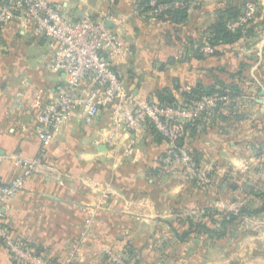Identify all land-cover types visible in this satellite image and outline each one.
I'll list each match as a JSON object with an SVG mask.
<instances>
[{"label":"crops","instance_id":"1","mask_svg":"<svg viewBox=\"0 0 264 264\" xmlns=\"http://www.w3.org/2000/svg\"><path fill=\"white\" fill-rule=\"evenodd\" d=\"M49 1L73 20L106 17L128 50L114 67L138 97L159 101L168 89L183 102L184 92L197 86L233 85L243 92L257 86L244 83L257 68L244 67L239 52L216 53L209 44H197L194 29L210 27L201 23L210 18L209 9L190 24L192 6L185 23H171L150 15L137 0ZM53 51L51 40L23 12L0 27V196L25 174L26 162L39 161L15 194L0 199V212L16 235L43 247L58 264H105L104 251L131 248L133 236L161 232V220L224 197L233 171H249L264 151V89L262 98L252 92L236 96L222 118L205 117L188 134L183 148L201 171L222 173L215 186L187 178L178 162L166 164L170 146L149 123L137 131L117 129L106 108L91 121L75 112L46 146L38 116L57 98L65 77L49 67ZM95 86L87 78L81 87L87 92ZM0 264H17L1 241Z\"/></svg>","mask_w":264,"mask_h":264},{"label":"built area","instance_id":"2","mask_svg":"<svg viewBox=\"0 0 264 264\" xmlns=\"http://www.w3.org/2000/svg\"><path fill=\"white\" fill-rule=\"evenodd\" d=\"M151 4H157V0H152ZM0 6V27L13 20L18 12H23L35 22L37 33L48 37L53 43L49 67L65 75L58 88L57 98L48 103L38 116L39 136L44 145L53 141L56 129L75 112L91 121L101 109L106 108L110 109L117 129L128 127L137 131L144 124L151 123L169 142L165 163H181L194 178L203 183L208 182V177L201 174L191 154L179 146L186 123L199 117L205 104L169 105L138 97L128 91L123 77L114 67L116 58L125 57L128 50L119 32L107 25L105 16L96 19L86 15L73 20L49 0H4ZM170 7L160 5L156 12ZM252 12L248 8L239 18L229 21L228 28L235 30L242 26ZM87 78L92 79L97 86L86 92L81 86ZM26 163L25 174L3 189L1 200L15 194L39 161ZM5 224L0 212V241L16 261L22 264H56L53 256L38 254Z\"/></svg>","mask_w":264,"mask_h":264},{"label":"rangeland","instance_id":"3","mask_svg":"<svg viewBox=\"0 0 264 264\" xmlns=\"http://www.w3.org/2000/svg\"><path fill=\"white\" fill-rule=\"evenodd\" d=\"M169 6H192L190 24L197 22L202 13L208 9L212 12L210 18L207 19L205 15L201 23L206 20L205 23L209 21L212 24L221 15V10L231 6H238L243 13L248 8L252 9V15L246 22L248 28L252 27L251 32L246 31L242 39L221 46L219 49L226 48L239 52L245 58L244 67L257 68L253 79L250 75L244 80L246 85L249 83L248 86L250 82H256L257 86L252 89L246 88L243 95L245 94L244 98H248L252 92L262 98L260 90L264 89V0H188L187 2L174 0ZM149 12L153 17L158 14L156 8ZM185 29L186 27H182V30ZM194 30H198V37L206 32L198 27ZM207 46L212 50L210 45ZM229 100L233 102V92L227 96L219 94L205 96L196 103H204V111L208 110L211 117H215L219 102ZM220 111L222 115L224 110L222 111L221 108ZM225 112H229V108ZM256 160V163L249 167V171H233L230 184L240 183V191H234L229 185L223 191L224 197L211 200L208 207L202 208L203 210L196 206L188 207L189 209H186L188 212L183 211V216L161 220L158 224L162 226L161 232L154 231L145 237L139 234L133 236L134 244L132 243L131 248L126 250L113 247L104 251L105 264H264V198L255 194V192H264V157L259 155ZM180 166L187 178L194 180L181 163ZM201 174L209 179L207 183L200 181L202 185L214 184V186L219 183L222 175V173L215 175L203 171ZM206 208H209L207 213L210 215L204 216ZM231 213L238 218L223 224L225 218L231 219ZM188 215H191L195 222H202L216 232L211 233L204 228L188 224L186 222ZM153 224L154 222L150 223L149 230L154 229ZM173 228H178L179 232L176 234ZM183 235L185 238L181 239L180 236Z\"/></svg>","mask_w":264,"mask_h":264},{"label":"trees","instance_id":"4","mask_svg":"<svg viewBox=\"0 0 264 264\" xmlns=\"http://www.w3.org/2000/svg\"><path fill=\"white\" fill-rule=\"evenodd\" d=\"M173 1L174 0H157L158 6L157 5L152 6L150 4L151 0H137V3L139 6H143L146 11H150L152 9L158 8L160 5H165V4L171 5L173 3ZM185 1L187 2L188 0H185ZM3 3H4V0H0V5ZM188 10H189V6H171L170 8H168L162 12H158V14H156V15L158 16V18L162 19L163 21H169L171 23H185L187 18H188V15H187ZM242 13H243L242 10H240L238 6H231L225 10H221V15H219V17L216 18V20L210 25V27L206 30V32L201 35L197 44L199 46H201L203 44H209L213 48H215L216 53H219V52H221L219 47L224 46V45H230L231 43L235 42L236 40L242 39L245 36L246 31L251 32L252 27L248 28L247 23L243 24L242 26L238 27L235 30H232V29L228 28V26H227L229 21H232V20L239 18L242 15ZM223 85H221V87H217L214 85L205 86V87L197 86L188 92H184L183 102H178L176 100V98L174 97V95L172 94V92L168 89H165V90H163V93H162L161 97L159 98V101L164 103V104H169V105L190 106V105H193L196 102L200 101L203 97L211 96L214 94L227 96V95H229L230 92H233V98H235L236 96L243 95L242 89H239V88L236 89L235 86H233V85L228 86L229 89H227L228 87L223 86ZM232 103L233 102H231L230 100L219 102V105L216 108L217 115L215 114V117H211L210 112H208V110H206V111H203L204 113L202 112V114L199 117L194 118L193 120L187 122L185 125V133L179 141V146L180 147L185 146L186 138H187L188 134L191 131H193L199 123H201L203 118H205V117H208L211 119H214V118L217 119V117L222 118L224 114H222V115L220 114V112H221L220 109L222 108V111H223L226 108L230 107L232 105ZM149 125L152 128V130L154 131L156 136L163 137L168 142L167 138L165 136H163L162 134H160L154 128V126L151 123H149ZM168 144H169V142H168ZM168 151L166 152L165 156L163 157L164 159L168 155ZM187 151L191 154V156L194 159V162L196 163L193 153H191L188 149H187ZM259 155H262L264 157V152L261 151L259 153ZM194 180L198 181L201 184L200 180H198L197 178H194ZM255 194L264 198V192H255ZM208 209L209 208H206V210H205L206 212H205L204 216L210 215L209 213H207ZM237 218H238L237 215H235L234 213H231V219L225 218L223 221V224H228ZM186 222H188V224H191V225H196L197 228H204L208 232H211V233L216 232L213 229L206 226L205 224H203L202 222H199V221L195 222L193 217L186 218ZM5 226L9 228V226L7 224H5ZM186 234H187V232L185 233V235ZM180 237H181V239L185 238L184 235L180 236ZM23 242L25 244L33 247L32 244L28 243V241L24 240ZM34 249L36 250V252L38 254H41V253L49 254L41 246H35ZM12 259L14 260L15 263L22 264V263H19L18 261H16L14 257H12ZM53 260H54V262H57V258H55Z\"/></svg>","mask_w":264,"mask_h":264}]
</instances>
